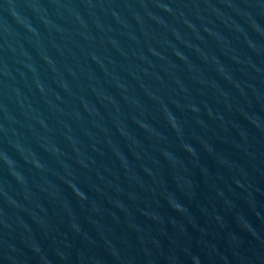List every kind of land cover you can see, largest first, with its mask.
Returning a JSON list of instances; mask_svg holds the SVG:
<instances>
[{"label":"water","instance_id":"water-1","mask_svg":"<svg viewBox=\"0 0 264 264\" xmlns=\"http://www.w3.org/2000/svg\"><path fill=\"white\" fill-rule=\"evenodd\" d=\"M0 264H264V0H0Z\"/></svg>","mask_w":264,"mask_h":264}]
</instances>
